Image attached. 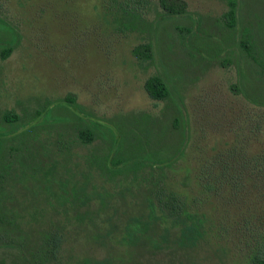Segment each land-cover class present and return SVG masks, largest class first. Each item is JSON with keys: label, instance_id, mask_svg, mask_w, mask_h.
I'll return each mask as SVG.
<instances>
[{"label": "rangeland", "instance_id": "1", "mask_svg": "<svg viewBox=\"0 0 264 264\" xmlns=\"http://www.w3.org/2000/svg\"><path fill=\"white\" fill-rule=\"evenodd\" d=\"M184 1L147 0L150 27L124 32L112 0H0V264H250L264 246V0H236L233 30L227 0ZM158 186L183 197L176 222Z\"/></svg>", "mask_w": 264, "mask_h": 264}, {"label": "trees", "instance_id": "2", "mask_svg": "<svg viewBox=\"0 0 264 264\" xmlns=\"http://www.w3.org/2000/svg\"><path fill=\"white\" fill-rule=\"evenodd\" d=\"M147 0H112L109 8H115L113 14L117 18V24L119 29L124 32L142 31L143 29L150 27V22L145 17L144 11ZM157 8H160L161 13L167 16H174L184 14L187 11V3L184 0H157ZM236 0H227V10L223 13L224 22L229 30H233L236 24ZM241 46L246 52L252 56V48L249 41H242ZM11 53V48H3L0 52V57L5 59ZM134 55L138 59L150 60L152 58V46L149 42L138 44L133 49ZM144 88L148 95L156 100H166L169 97V89L167 84L161 79V77L154 75L144 83ZM68 105L72 106L74 103V97L69 95L63 99ZM1 119L9 124L16 122L19 119L13 111L6 110L2 113ZM178 120L176 119V122ZM78 138L84 142L89 143L93 139V133L89 129H78ZM136 147L132 145L129 153L127 150H123L121 157H112L110 161V167L112 171H119V165L124 162L134 159ZM136 168V166H135ZM157 206L164 214L171 218L173 222L181 219V213L184 212L185 202L182 200V196L176 192L167 190L163 186H158L153 191ZM183 231L191 233H197L198 229L195 225L185 224ZM56 239L54 241V247L56 249ZM250 264H264V246L261 247L251 258Z\"/></svg>", "mask_w": 264, "mask_h": 264}]
</instances>
